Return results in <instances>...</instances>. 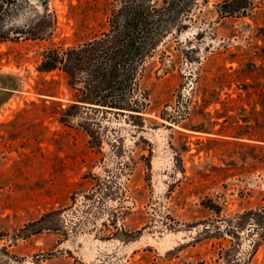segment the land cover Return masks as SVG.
I'll use <instances>...</instances> for the list:
<instances>
[{"label":"rangeland","instance_id":"1","mask_svg":"<svg viewBox=\"0 0 264 264\" xmlns=\"http://www.w3.org/2000/svg\"><path fill=\"white\" fill-rule=\"evenodd\" d=\"M35 2L0 40V264H264V0H147L165 34L122 109L62 60L122 0Z\"/></svg>","mask_w":264,"mask_h":264},{"label":"flooded vegetation","instance_id":"2","mask_svg":"<svg viewBox=\"0 0 264 264\" xmlns=\"http://www.w3.org/2000/svg\"><path fill=\"white\" fill-rule=\"evenodd\" d=\"M35 1L45 4V0H0V31H4L1 24L10 28L7 33L0 34V40L26 37L30 30L38 31L44 27L47 14H42ZM146 1L142 0L143 3L138 5L139 0H122L111 30L65 49L66 56L62 60L66 69L69 73L79 74L80 79L92 78L99 100L120 95V66L127 69L128 76L124 77L131 78L134 85L136 70L144 64L147 52L164 33L161 24L168 20L167 16L153 17L155 12L151 9L154 6L146 5ZM155 22H159L156 27ZM59 59L57 55L52 58L53 62ZM50 69H56L55 65L52 64Z\"/></svg>","mask_w":264,"mask_h":264},{"label":"trees","instance_id":"3","mask_svg":"<svg viewBox=\"0 0 264 264\" xmlns=\"http://www.w3.org/2000/svg\"><path fill=\"white\" fill-rule=\"evenodd\" d=\"M238 2V1H237ZM236 3V2H235ZM239 6H236V8ZM229 8L231 9L230 6H225L224 9L229 10ZM235 9V8H234ZM50 69V68H48ZM119 73H120V91H119V96H115V97H111V98H102L100 99V104L102 106H106V107H114L116 109H122L126 106V101H127V95H130V91H131V87L133 85V81L131 80V78H125L124 76H128V72L127 69L123 66H120L119 68ZM138 73V71L136 70V74ZM262 76L264 77V71ZM260 89H258L255 93V95H257V100H255V105L256 107H261V110L259 111V113H257V116L259 117L258 121H257V127L255 128H250L249 126V121L248 120H243L244 122L247 123V127L244 128L241 136H249L251 133V130H253V133H257L258 137H256V140L259 142H264V83L259 85ZM248 97L250 98L251 96L248 95ZM244 112H247L245 108ZM249 119V118H248ZM252 137V136H251ZM242 138V137H240Z\"/></svg>","mask_w":264,"mask_h":264}]
</instances>
